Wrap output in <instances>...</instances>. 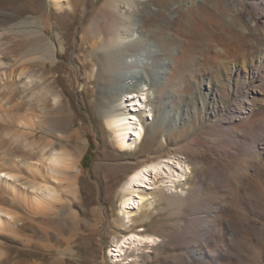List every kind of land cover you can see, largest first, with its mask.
<instances>
[{
  "label": "bare ground",
  "instance_id": "6f19581e",
  "mask_svg": "<svg viewBox=\"0 0 264 264\" xmlns=\"http://www.w3.org/2000/svg\"><path fill=\"white\" fill-rule=\"evenodd\" d=\"M16 2L0 0V173L19 197L32 188L38 203L60 207L72 190L82 132L67 119L58 78L31 54L55 62L63 41L44 29L31 30L26 44L13 38L24 32L15 28L39 24ZM85 34L83 64L91 69L81 86L94 85L117 148L132 153L148 135L162 136L124 178L123 218L137 220L130 209L138 213L141 203L168 201L183 209L182 222L156 233L161 242L148 233L154 252L183 251L175 264H264V0H105ZM9 123L51 139H31ZM180 134L171 145L179 162L164 164L156 153ZM150 175L159 181L153 197L144 192ZM144 238L114 241L109 254L148 259Z\"/></svg>",
  "mask_w": 264,
  "mask_h": 264
},
{
  "label": "rangeland",
  "instance_id": "374dc122",
  "mask_svg": "<svg viewBox=\"0 0 264 264\" xmlns=\"http://www.w3.org/2000/svg\"><path fill=\"white\" fill-rule=\"evenodd\" d=\"M16 1V5L25 7L24 16L37 19L39 24L15 28L24 32L13 34V38L26 44L31 36L29 33L31 30L44 29L54 42L57 38L63 41V48L55 62L51 61L49 55L43 56L41 52L31 56L34 63L39 62L41 66L46 63L51 71L50 75L58 78L60 87L64 89L65 98L69 101L67 119L74 122V130H81L83 144L79 151L80 162L74 163L72 169L76 174L73 184L70 185L72 190L62 195L64 202L61 198L60 207L47 208L38 203L32 188L29 192L26 191L28 196L25 193L19 197L20 194L9 187L7 181H4L5 177L0 173V192H2L0 193V264H175L179 262L183 251L166 247L154 252L147 247L146 236L152 233V236L154 235L153 237L161 242V237L156 233H170L177 228L182 222L183 209L180 206L159 200L152 208L141 203L138 213L135 207H131L130 212L137 219L132 221L124 219L121 210L123 197L120 189L125 176L133 168V160L147 157L151 149L156 148L161 141V134L148 135L146 141L132 153L129 150L120 151L100 114L94 96L91 95V91L95 89L94 85L91 83L88 85L89 92H85L81 86L87 81L86 75L91 69V63L83 64L85 55L90 50L85 33L95 9L105 0H71V6L67 9L52 6L50 0ZM5 8L12 11L10 4ZM5 108L12 117L9 116L10 121L18 122V118L17 120L13 118L16 113L13 108L9 106ZM148 116L151 117L149 114ZM15 123L13 126L9 123L6 127L14 131L31 132L30 128H23ZM30 134L31 139L44 137L41 130ZM183 136V134L173 135L171 144L156 153L164 164L170 160L173 164L179 162L171 145L176 140H181ZM44 138L51 139L49 136ZM14 169L22 175L19 169ZM152 176H149L151 181L156 180ZM153 181L144 190L151 197L154 196L153 192L158 189L159 184L158 179ZM101 208L104 209L103 213ZM133 233L145 237L146 242L142 245L141 251L151 254L148 259L141 256H127L126 251L121 258L109 254L114 241ZM150 245L153 246L154 243ZM141 251H138L139 255ZM253 264L257 263L253 262Z\"/></svg>",
  "mask_w": 264,
  "mask_h": 264
}]
</instances>
